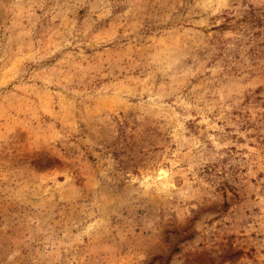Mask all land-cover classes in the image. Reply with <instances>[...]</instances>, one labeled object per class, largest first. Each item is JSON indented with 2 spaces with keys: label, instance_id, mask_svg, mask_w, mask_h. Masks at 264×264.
Listing matches in <instances>:
<instances>
[{
  "label": "rangeland",
  "instance_id": "rangeland-1",
  "mask_svg": "<svg viewBox=\"0 0 264 264\" xmlns=\"http://www.w3.org/2000/svg\"><path fill=\"white\" fill-rule=\"evenodd\" d=\"M0 264H264V0H0Z\"/></svg>",
  "mask_w": 264,
  "mask_h": 264
}]
</instances>
